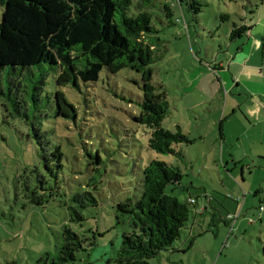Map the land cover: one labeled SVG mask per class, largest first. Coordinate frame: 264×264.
Returning <instances> with one entry per match:
<instances>
[{"label":"rangeland","instance_id":"rangeland-1","mask_svg":"<svg viewBox=\"0 0 264 264\" xmlns=\"http://www.w3.org/2000/svg\"><path fill=\"white\" fill-rule=\"evenodd\" d=\"M164 2L172 7L173 18L163 11ZM199 2L204 8L197 16L184 4L181 11L177 0H150L144 5L157 30L150 39L157 46L154 84L165 88L172 110L181 109L175 112L178 119L168 117L163 127L177 132L174 123L180 122L198 141L188 148L183 145V158L151 151L150 130L134 121L141 112V75L128 69L117 75L103 72L96 84L63 88L77 109L76 118L56 117L49 111L47 117L40 118L41 130L53 146L62 148L64 157L57 181L47 175L48 187L53 189L55 197L45 207H34L27 204L22 179L31 177L36 167L42 169L39 147L24 123L5 121L0 106V264L51 263L58 255L66 225L84 238H96V246L79 253L73 264H110L121 246L123 234L131 229L128 218L117 219L116 207L127 201L136 204L141 195L142 168L151 160L167 162L184 174L182 187L176 190L169 187L168 195L185 202L196 194L200 207L206 202L201 190L208 197L215 193L228 199L234 196L239 202V213L244 212L238 220L243 222L238 233L234 226L227 228L215 222L213 208L199 218L210 230L192 252L193 264H217V259H221L219 264H264V224L260 223L261 219L264 223V159H260L264 158L260 157L264 154V137L255 138L252 131L241 142L236 141L243 117L242 113L233 115L232 104L240 98L246 110L248 93L240 97V90H230L231 80L228 90L224 87L226 92H220L217 83L221 74L215 71L216 65L229 64L227 56L235 54L226 52L231 44L229 34L233 23L240 24V19L246 17L245 5L249 9L250 3L259 6L253 22L248 19L249 12L246 18L255 33L264 31V0ZM141 3L135 0L132 11L136 12ZM2 15L0 7V22ZM237 45L230 46L235 49ZM186 86L189 88L185 89ZM56 91L53 76H49L47 92L55 95ZM200 101L203 104L197 109L185 112L184 107ZM228 103L230 107L225 115ZM224 115L231 119L226 122V130L230 143L236 142L235 149L221 147L220 122ZM229 153L247 154L249 158L236 167L231 164L226 168L221 158L228 160ZM86 192L92 193L98 206L92 207L90 201H85L88 205L83 210L85 221L70 223L69 208L76 205L73 198ZM218 205L214 203L213 207ZM192 209L189 228L200 210L196 206ZM187 233L183 231L182 240ZM204 244L212 246V263L201 256ZM221 247L224 252L219 256ZM152 264H166V261L155 259Z\"/></svg>","mask_w":264,"mask_h":264},{"label":"trees","instance_id":"trees-1","mask_svg":"<svg viewBox=\"0 0 264 264\" xmlns=\"http://www.w3.org/2000/svg\"><path fill=\"white\" fill-rule=\"evenodd\" d=\"M134 1L0 0V106L6 122L19 120L32 131L42 165V169L36 167L32 171L31 177L22 179L27 204L45 207L55 197L48 187L47 175L57 181V174L63 169L62 148L48 140L41 130L40 118L47 117L48 111L56 117L76 118L77 109L63 88L96 84L103 72L117 75L128 69L141 75V112L134 121L150 130L151 151L183 158L178 148L193 143L181 128L173 132L163 127L171 104L165 88L154 84L157 46L150 39L157 30L151 14L144 9L150 0H141L136 12L132 11ZM177 1L181 11L184 4L196 16L204 8L199 0ZM248 5L250 9L247 5L243 9L253 22L259 6ZM162 9L168 18L174 17L167 2L162 3ZM246 17L240 19V24L233 23L230 43L243 39L253 29ZM49 76H53L57 87L55 95L47 92ZM96 158L101 161L99 155ZM142 175L136 204L127 201L116 207L117 219L128 218L131 229L123 234L110 264H152L161 259L181 240L192 207L199 206L197 199L196 204L189 199L181 202L166 193L169 187H182L184 174L180 168L151 160L142 168ZM85 201L98 206L92 193L76 195L72 201L76 205L69 208L70 223L85 221ZM61 238L57 257L47 264H73L79 253L96 246V238H84L69 225L64 226Z\"/></svg>","mask_w":264,"mask_h":264},{"label":"crops","instance_id":"crops-1","mask_svg":"<svg viewBox=\"0 0 264 264\" xmlns=\"http://www.w3.org/2000/svg\"><path fill=\"white\" fill-rule=\"evenodd\" d=\"M264 31L255 33L254 29L251 30V32L245 36L241 40H237L235 42H232V44H238L235 49L229 45L226 52H229V54L234 51L235 54L231 56H227L230 58V63L226 64L224 62L220 63L219 65H216L215 71L220 75L218 80V86L217 89L220 92H223L228 89H226L230 85V80L233 81L232 87L230 90L238 89L241 92L240 97L244 96V93H248V100L246 103L249 105L247 106V109H243L244 102H242V99L240 98L236 99V101L232 104L233 109V115L241 114L243 117V121L241 123L239 122V133L236 135L237 142H241L243 138L247 137L249 133L252 131L254 132L253 136L255 138H262L264 137V52H263V33ZM227 68V70H226ZM217 75V74H215ZM217 75V76H218ZM225 87V89H224ZM189 88L188 86L185 87ZM186 92H184V95ZM185 98V96H184ZM183 98V99H184ZM171 104V99L169 100ZM203 101L200 102H193L192 104L184 107L186 109L185 112L191 110V109H197L200 105H202ZM172 105H170V115L169 117H172L173 119H178L175 115V112H179L181 109L177 107L176 110L171 109ZM230 107V104L225 108V115L227 114L228 108ZM224 115L223 120L220 122V142L221 147L224 148L225 146L231 147V149H235V141L229 140V137L227 135V127L226 122H230L231 119L226 118ZM178 128H181L184 132L188 133L189 138L193 141L192 144H187V148L190 146H193L194 144H197V139L192 137V133L188 132L187 130H184L183 124L180 122L174 123ZM202 139V137H201ZM183 146H180L178 148L179 151L182 153L184 150L182 149ZM231 151V150H230ZM260 157H264V154L260 155ZM249 156L247 154H244L242 156L234 155V153H229V158L226 160V158H221V163L226 166V168L229 167V165L234 164L236 167L237 165L246 162L245 160L248 159ZM264 159V158H260ZM217 163V161H215ZM203 195H205L207 198L205 199L206 202H204L203 206H198L200 210L197 212V215L195 216L194 223L191 228L188 227L185 229L188 233L184 240H181L177 242L174 245L173 250L170 253H167L165 257H162L161 259H164L166 261V264H193L191 261V254L194 250H196V246L200 242L201 238L205 234H207L210 230V227L207 226L204 222L199 221V218L205 214V212L209 211V208H213L215 210V214L213 215V220L217 223L221 222L224 224L225 227L234 226V229H236L237 233L239 230L241 231L243 222H238L240 220L241 216H243L244 212L243 210L242 215L234 222L229 220L228 216L238 214L240 212L239 210V202L234 198V196H230V198H224L221 195L215 193L214 195L207 196V193L204 190H201ZM197 199V203L199 205V199L198 195H190L187 199ZM216 203L219 205L217 208L213 207V204ZM262 209V208H261ZM264 211V210H263ZM216 218H215V217ZM190 222V221H189ZM260 223L264 224L262 222V219L260 220ZM220 243H217V246H219ZM223 247V246H222ZM221 247V254L219 256H222V252H224V248ZM216 246L213 248L216 250ZM211 251L212 246L209 244H204L201 247L200 253L203 259L208 258L209 262L212 263L214 260L211 258ZM160 259V260H161ZM221 259H217V264H219Z\"/></svg>","mask_w":264,"mask_h":264},{"label":"built area","instance_id":"built-area-1","mask_svg":"<svg viewBox=\"0 0 264 264\" xmlns=\"http://www.w3.org/2000/svg\"><path fill=\"white\" fill-rule=\"evenodd\" d=\"M189 202L192 204H196L195 199H189ZM241 216V213L238 214H234V215H230L228 216L229 220H231L232 222L236 221L239 217Z\"/></svg>","mask_w":264,"mask_h":264}]
</instances>
